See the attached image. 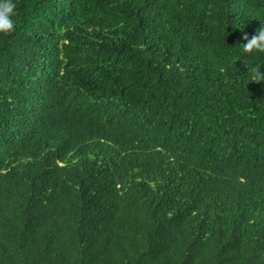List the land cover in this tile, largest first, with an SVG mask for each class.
I'll list each match as a JSON object with an SVG mask.
<instances>
[{
	"label": "trees",
	"instance_id": "1",
	"mask_svg": "<svg viewBox=\"0 0 264 264\" xmlns=\"http://www.w3.org/2000/svg\"><path fill=\"white\" fill-rule=\"evenodd\" d=\"M13 2L0 264H264V0Z\"/></svg>",
	"mask_w": 264,
	"mask_h": 264
},
{
	"label": "clouds",
	"instance_id": "2",
	"mask_svg": "<svg viewBox=\"0 0 264 264\" xmlns=\"http://www.w3.org/2000/svg\"><path fill=\"white\" fill-rule=\"evenodd\" d=\"M15 7L13 0H0V33L10 34L15 30V22L12 17L15 15ZM245 43H240L244 53L251 54L253 52H264V26L249 36L248 33L242 35ZM250 81L259 83L264 81V71L261 68L252 67L250 69Z\"/></svg>",
	"mask_w": 264,
	"mask_h": 264
}]
</instances>
